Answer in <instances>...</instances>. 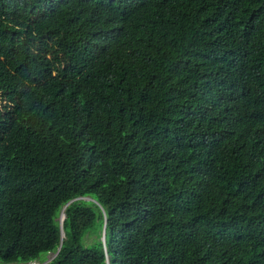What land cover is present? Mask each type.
Instances as JSON below:
<instances>
[{"label":"trees","instance_id":"1","mask_svg":"<svg viewBox=\"0 0 264 264\" xmlns=\"http://www.w3.org/2000/svg\"><path fill=\"white\" fill-rule=\"evenodd\" d=\"M0 103V264H264V0H0Z\"/></svg>","mask_w":264,"mask_h":264},{"label":"rangeland","instance_id":"2","mask_svg":"<svg viewBox=\"0 0 264 264\" xmlns=\"http://www.w3.org/2000/svg\"><path fill=\"white\" fill-rule=\"evenodd\" d=\"M0 107H1V103H0ZM63 217H64V214H62L60 221L63 219ZM92 239H93V237H92ZM92 239H90V241H92ZM53 255H54L53 253L48 254L47 255L48 259H51L53 257Z\"/></svg>","mask_w":264,"mask_h":264},{"label":"water","instance_id":"3","mask_svg":"<svg viewBox=\"0 0 264 264\" xmlns=\"http://www.w3.org/2000/svg\"><path fill=\"white\" fill-rule=\"evenodd\" d=\"M67 207H68V206H65V208H67ZM65 208H64V209H65ZM65 216H67V215H65ZM59 221H60V219H59ZM60 227H61V232L63 233V223H61V222H60ZM55 255H57V253H56Z\"/></svg>","mask_w":264,"mask_h":264},{"label":"bare ground","instance_id":"4","mask_svg":"<svg viewBox=\"0 0 264 264\" xmlns=\"http://www.w3.org/2000/svg\"><path fill=\"white\" fill-rule=\"evenodd\" d=\"M62 214H64V217H63V219H62L60 222H61V223H64L65 217H67V216H65V209H64V211H63ZM62 214H61V216H62Z\"/></svg>","mask_w":264,"mask_h":264},{"label":"built area","instance_id":"5","mask_svg":"<svg viewBox=\"0 0 264 264\" xmlns=\"http://www.w3.org/2000/svg\"><path fill=\"white\" fill-rule=\"evenodd\" d=\"M33 264H41V263H40V262H37V263L35 262V263H33Z\"/></svg>","mask_w":264,"mask_h":264},{"label":"clouds","instance_id":"6","mask_svg":"<svg viewBox=\"0 0 264 264\" xmlns=\"http://www.w3.org/2000/svg\"><path fill=\"white\" fill-rule=\"evenodd\" d=\"M52 258H53V257H52ZM52 258H51V259H52ZM48 260H50V259H48ZM36 263H37V262H36ZM41 264H42V263H41Z\"/></svg>","mask_w":264,"mask_h":264}]
</instances>
